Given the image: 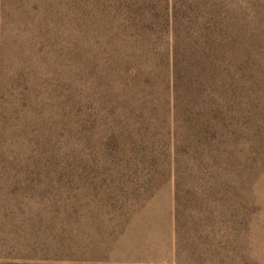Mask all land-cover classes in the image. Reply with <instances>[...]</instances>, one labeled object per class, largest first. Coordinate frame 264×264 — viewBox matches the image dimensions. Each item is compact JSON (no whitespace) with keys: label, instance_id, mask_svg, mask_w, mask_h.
Masks as SVG:
<instances>
[{"label":"rangeland","instance_id":"1","mask_svg":"<svg viewBox=\"0 0 264 264\" xmlns=\"http://www.w3.org/2000/svg\"><path fill=\"white\" fill-rule=\"evenodd\" d=\"M0 264H264V0H0Z\"/></svg>","mask_w":264,"mask_h":264}]
</instances>
